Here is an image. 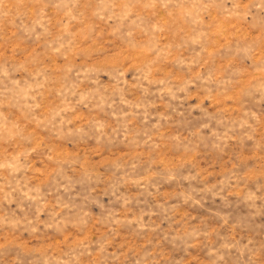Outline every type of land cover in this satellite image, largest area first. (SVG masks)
<instances>
[{"label": "rangeland", "instance_id": "374dc122", "mask_svg": "<svg viewBox=\"0 0 264 264\" xmlns=\"http://www.w3.org/2000/svg\"><path fill=\"white\" fill-rule=\"evenodd\" d=\"M0 264H264V0H0Z\"/></svg>", "mask_w": 264, "mask_h": 264}]
</instances>
